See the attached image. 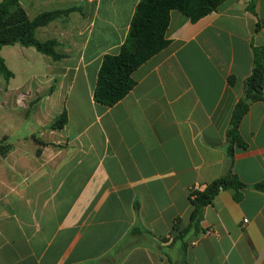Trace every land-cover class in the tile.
Here are the masks:
<instances>
[{"label":"crops","instance_id":"obj_1","mask_svg":"<svg viewBox=\"0 0 264 264\" xmlns=\"http://www.w3.org/2000/svg\"><path fill=\"white\" fill-rule=\"evenodd\" d=\"M2 0H0L1 3ZM141 0H21L65 58L7 46L0 72V264H264V101L227 133L264 50V0H227L197 23L171 12L169 46L137 69L113 107L94 100L107 55H118ZM67 113L62 130L51 123ZM233 174L189 228L191 193ZM247 221V222H246Z\"/></svg>","mask_w":264,"mask_h":264},{"label":"trees","instance_id":"obj_2","mask_svg":"<svg viewBox=\"0 0 264 264\" xmlns=\"http://www.w3.org/2000/svg\"><path fill=\"white\" fill-rule=\"evenodd\" d=\"M227 0H141L136 7L127 39L118 55L104 57L94 91V100L105 107H113L123 100L135 87L133 73L151 58L165 50L170 41L166 34L169 29L171 12L178 11L192 23L215 12ZM76 11L56 10L44 12L30 19L21 5V0H2L0 3V72L9 80L13 75L1 57V51L7 46L32 47L40 54L60 61L65 58L58 53L60 44L55 40L41 42L36 31L50 23ZM264 101V50L255 49L254 66L251 76L244 85V95L236 105L230 129L227 133L228 155L233 159L235 148L247 147L240 134V126L251 106ZM67 113H63L49 126L52 130H62L67 124ZM6 138L0 141V155L6 157L10 145ZM246 187L235 175L229 174L207 185L202 190L191 193L193 206L189 228L181 232L184 236L190 230H198L206 206L212 204L222 190H234L235 199L240 200V191ZM264 191V184L255 186Z\"/></svg>","mask_w":264,"mask_h":264},{"label":"built area","instance_id":"obj_3","mask_svg":"<svg viewBox=\"0 0 264 264\" xmlns=\"http://www.w3.org/2000/svg\"><path fill=\"white\" fill-rule=\"evenodd\" d=\"M247 222V221H246Z\"/></svg>","mask_w":264,"mask_h":264}]
</instances>
